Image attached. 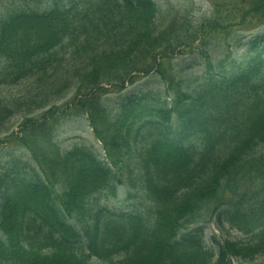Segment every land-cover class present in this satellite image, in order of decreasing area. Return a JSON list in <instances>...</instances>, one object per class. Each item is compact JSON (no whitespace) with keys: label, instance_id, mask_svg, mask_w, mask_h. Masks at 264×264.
I'll use <instances>...</instances> for the list:
<instances>
[{"label":"trees","instance_id":"16d2710c","mask_svg":"<svg viewBox=\"0 0 264 264\" xmlns=\"http://www.w3.org/2000/svg\"><path fill=\"white\" fill-rule=\"evenodd\" d=\"M207 1L193 24L157 0H0V136L24 119L1 140L21 149L0 155V264L264 255V0ZM80 112L101 146L58 142Z\"/></svg>","mask_w":264,"mask_h":264},{"label":"rangeland","instance_id":"374dc122","mask_svg":"<svg viewBox=\"0 0 264 264\" xmlns=\"http://www.w3.org/2000/svg\"><path fill=\"white\" fill-rule=\"evenodd\" d=\"M157 1L160 3L171 2L172 4H174L175 10L173 11L172 16H176L179 18L185 13L184 11H186L189 14L193 24H196V17L199 19L198 21H201L205 18H208L212 12L209 2L207 0H157ZM148 80L150 81L154 80V83L155 81L157 82V79L154 77L148 78V77L139 76L138 79L133 84L126 83L125 85L126 87L121 91L119 88H111L109 85H105V87L109 90L106 96L108 98L114 99L115 105L119 106L123 97L127 93L137 92L139 90L146 88L144 83ZM155 85L157 86V84ZM21 90H23V85L20 84L17 87H14L12 91L13 93H17ZM75 93H76L75 89L68 90L64 95L55 99L46 109L54 106L62 107L65 104H68L75 97ZM46 109L37 110L34 113H32L30 117L32 118L39 117L42 114V112H44ZM23 120L24 119L22 116L14 117L11 121V130L8 133L0 136V155L9 151H12V153L20 152L21 149L20 147L11 146V145L5 146V144L3 143L4 141L1 142V140L13 132L17 133L19 131V125ZM88 124L89 122L87 121L86 113L80 112L78 114H74L72 117L66 119L60 124V127L57 130L58 142H60L63 147H68L74 143H80L84 141L96 142L98 145L101 146L102 144L94 139V136ZM130 190L127 189V187L121 186L115 195H110V194L107 195L108 203L115 208H122V209H126L133 206L136 203V197H134L133 194L132 196H130L131 194L129 192ZM212 232L216 233L217 235H220V232L217 231L215 226L213 224H210L205 232L208 239L212 235ZM231 237H235V233L231 234ZM232 264H264V255L250 263H246V262L244 263L241 260H234Z\"/></svg>","mask_w":264,"mask_h":264}]
</instances>
